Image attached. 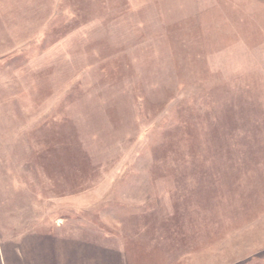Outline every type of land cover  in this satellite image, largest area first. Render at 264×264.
<instances>
[{"label": "rangeland", "instance_id": "obj_1", "mask_svg": "<svg viewBox=\"0 0 264 264\" xmlns=\"http://www.w3.org/2000/svg\"><path fill=\"white\" fill-rule=\"evenodd\" d=\"M0 264H264V0H0Z\"/></svg>", "mask_w": 264, "mask_h": 264}, {"label": "crops", "instance_id": "obj_2", "mask_svg": "<svg viewBox=\"0 0 264 264\" xmlns=\"http://www.w3.org/2000/svg\"><path fill=\"white\" fill-rule=\"evenodd\" d=\"M61 243H63V241ZM62 255H63V251H62Z\"/></svg>", "mask_w": 264, "mask_h": 264}]
</instances>
